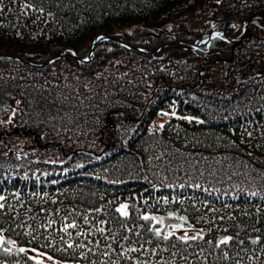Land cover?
<instances>
[{"label":"trees","instance_id":"1","mask_svg":"<svg viewBox=\"0 0 264 264\" xmlns=\"http://www.w3.org/2000/svg\"><path fill=\"white\" fill-rule=\"evenodd\" d=\"M0 232V264H264V0H0Z\"/></svg>","mask_w":264,"mask_h":264},{"label":"rangeland","instance_id":"2","mask_svg":"<svg viewBox=\"0 0 264 264\" xmlns=\"http://www.w3.org/2000/svg\"><path fill=\"white\" fill-rule=\"evenodd\" d=\"M256 16H257L256 14H253L252 16H250L249 18H247L245 20V24L247 23V25H248L250 22H252L253 18H255ZM213 22H216V21L213 20ZM216 25H217V23L215 24V26ZM248 34H249V31H247L246 28H245L244 33L242 35H240L238 38H240L242 36H244V38H245ZM213 37H217V35L214 34ZM213 37H211V40L213 39ZM206 41L207 40L205 39V42ZM230 42H232V41H230ZM240 42L241 41H239L238 43H240ZM237 44H235L233 47H235ZM157 50H160V48H158ZM157 50H155L154 52H156ZM142 52L145 53V54L153 53V52H148V51H145V50H143ZM59 54H65V53H63V52L61 53L60 52ZM59 54H57V55H59ZM49 61L46 64H49L50 63ZM171 115H172V112L160 114L153 121V123L151 124V129L152 130H154V129L155 130H158L162 126V124L164 122H166L171 117ZM146 215L147 216L157 217V218H159L160 220L163 221V224H160V223H157L156 221L149 220L151 226L155 227V230L156 229L161 230V236L167 235L168 233L171 232L172 235H176L177 237H183V236L187 235L189 238H191V237L197 238V237L201 236V234H202L201 230L196 229V228L192 227L191 225H189V223L187 222V220L183 216H181V215L174 214V213H172V214L171 213H168V214H164V215H160V214H145V216ZM181 217L183 218V220H181ZM172 225H181V227L176 228V229H173L171 227ZM3 241H4V236L0 232V245L2 244ZM22 250H23L22 251L23 253L27 254L33 260H35V261H37V262H39L41 264H67V263H61V262L55 261V260H53V259L45 256L44 254H41V253H39L37 251H34L32 249H22Z\"/></svg>","mask_w":264,"mask_h":264},{"label":"snow or ice","instance_id":"3","mask_svg":"<svg viewBox=\"0 0 264 264\" xmlns=\"http://www.w3.org/2000/svg\"><path fill=\"white\" fill-rule=\"evenodd\" d=\"M162 127V126H161ZM127 205H122L121 208L117 209V211H120L122 215L124 216H127ZM143 219L145 220H153V221H156L157 223H160V224H163V221L160 220L159 218L157 217H154V216H144ZM181 220H183V218L181 217ZM69 227H75V225H69ZM173 229H176V228H179L181 227V225H172L171 226ZM156 232V235L159 237L161 235V230L159 229H156L155 230ZM172 235V233H168L167 235H164L163 238L164 239H168L169 236ZM181 239H184L185 241H187L189 239V237L187 235L183 236V237H180ZM192 239H195V237H191ZM231 240V237H225L223 238L221 241H220V244H227L229 241ZM219 246V245H218ZM69 247H71V245H69ZM23 251V250H21Z\"/></svg>","mask_w":264,"mask_h":264},{"label":"water","instance_id":"4","mask_svg":"<svg viewBox=\"0 0 264 264\" xmlns=\"http://www.w3.org/2000/svg\"><path fill=\"white\" fill-rule=\"evenodd\" d=\"M243 38H244V36H242V37H240V38H238V39H236V40H234V41H232V42H233V44L235 45V44H237L239 41H241ZM108 39H109V38L106 37V36L98 37V38L93 42V45H92V48H91L90 54H91V52H92L93 47H94L98 42H100V41H105V40H108ZM209 40H210V39L208 38V39H207V42H208ZM226 41H227V40H226ZM227 42H230V41H227ZM65 56H66V54H59V55L53 57L52 59H50L49 62H52V61H54V60L57 59V58H61V57H65ZM88 59H89V58H88ZM88 59H87L86 61H83V62H87Z\"/></svg>","mask_w":264,"mask_h":264},{"label":"flooded vegetation","instance_id":"5","mask_svg":"<svg viewBox=\"0 0 264 264\" xmlns=\"http://www.w3.org/2000/svg\"><path fill=\"white\" fill-rule=\"evenodd\" d=\"M216 33V26H214L213 27V30L211 29L210 31H209V33L207 34V37H206V39H210L208 42H205L204 44L205 45H208L210 42H211V37H213V35Z\"/></svg>","mask_w":264,"mask_h":264},{"label":"bare ground","instance_id":"6","mask_svg":"<svg viewBox=\"0 0 264 264\" xmlns=\"http://www.w3.org/2000/svg\"><path fill=\"white\" fill-rule=\"evenodd\" d=\"M254 19V18H253ZM247 26V23L245 24V27Z\"/></svg>","mask_w":264,"mask_h":264}]
</instances>
